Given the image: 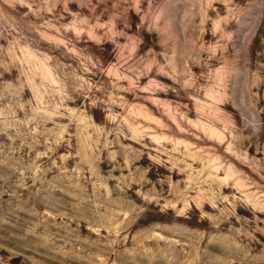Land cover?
Instances as JSON below:
<instances>
[{
    "label": "rangeland",
    "instance_id": "rangeland-1",
    "mask_svg": "<svg viewBox=\"0 0 264 264\" xmlns=\"http://www.w3.org/2000/svg\"><path fill=\"white\" fill-rule=\"evenodd\" d=\"M0 264H264V0H0Z\"/></svg>",
    "mask_w": 264,
    "mask_h": 264
}]
</instances>
